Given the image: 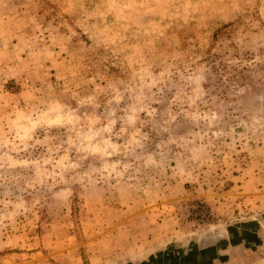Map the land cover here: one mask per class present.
<instances>
[{
  "label": "rangeland",
  "instance_id": "374dc122",
  "mask_svg": "<svg viewBox=\"0 0 264 264\" xmlns=\"http://www.w3.org/2000/svg\"><path fill=\"white\" fill-rule=\"evenodd\" d=\"M0 264H264V0H0Z\"/></svg>",
  "mask_w": 264,
  "mask_h": 264
}]
</instances>
